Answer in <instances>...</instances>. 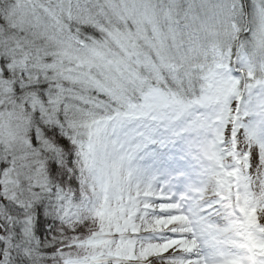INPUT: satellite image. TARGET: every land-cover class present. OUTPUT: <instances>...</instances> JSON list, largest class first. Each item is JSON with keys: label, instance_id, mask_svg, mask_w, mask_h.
Returning a JSON list of instances; mask_svg holds the SVG:
<instances>
[{"label": "snow or ice", "instance_id": "6c2138e0", "mask_svg": "<svg viewBox=\"0 0 264 264\" xmlns=\"http://www.w3.org/2000/svg\"><path fill=\"white\" fill-rule=\"evenodd\" d=\"M0 264H264V0H0Z\"/></svg>", "mask_w": 264, "mask_h": 264}, {"label": "rangeland", "instance_id": "374dc122", "mask_svg": "<svg viewBox=\"0 0 264 264\" xmlns=\"http://www.w3.org/2000/svg\"><path fill=\"white\" fill-rule=\"evenodd\" d=\"M188 160H189V159L185 160L186 162H183V166H182L181 170H186L185 172H187L188 174H190L189 176H187L189 179L194 178V179L196 180V172L193 173L194 170H192V171L187 170V168H188L189 165H187V167H186L185 163L189 162ZM194 169H195V168H194ZM191 173H193V174H191ZM195 180H194V181H195ZM187 183H190V181L181 180V181L179 182V184L177 185V187L183 189V187H184Z\"/></svg>", "mask_w": 264, "mask_h": 264}]
</instances>
